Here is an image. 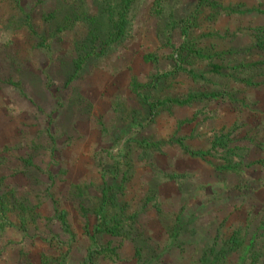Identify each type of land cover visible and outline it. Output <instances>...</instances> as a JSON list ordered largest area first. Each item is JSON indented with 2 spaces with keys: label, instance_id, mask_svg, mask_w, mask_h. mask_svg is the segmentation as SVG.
I'll return each instance as SVG.
<instances>
[{
  "label": "rangeland",
  "instance_id": "rangeland-1",
  "mask_svg": "<svg viewBox=\"0 0 264 264\" xmlns=\"http://www.w3.org/2000/svg\"><path fill=\"white\" fill-rule=\"evenodd\" d=\"M212 1L238 12L213 21L206 10L195 36L198 46L223 53L222 63L237 66L228 70L233 75L208 74L195 81L183 72L151 87L154 72L171 65L157 35L161 23L151 10L155 0L137 6L128 39L90 60L74 79L75 42L85 28L51 35L45 16L58 0H0V197L7 204V218L0 216V264H41L42 255L54 259L59 251L50 238L71 243L67 264H81L92 245L97 200L89 198L100 196V172L109 168V152L124 147L117 140L140 126L137 138L158 143L161 150L142 160L139 150L118 168L133 171L125 198L134 196L139 232L146 240L99 237L117 253L101 264H139L149 255L146 246L161 257L160 264H200L209 244L221 245L236 230L251 238L264 223V167L251 165L242 174L220 177L215 160L193 158L179 147L180 142L205 147L216 134H226L245 148L240 151L245 164L264 159V53L254 49L264 28V0ZM198 4L171 0L168 7L180 22ZM42 35H51L44 47ZM155 51L164 54L158 66L144 59ZM197 62L185 68L199 72L207 61ZM210 93L219 98L170 107L155 117L141 101L143 95L155 100ZM155 172L189 179L184 189L162 184L161 214L138 205L157 182ZM51 197L65 210L69 232L58 224ZM25 208L32 219L22 217ZM178 214L183 227L175 240Z\"/></svg>",
  "mask_w": 264,
  "mask_h": 264
},
{
  "label": "trees",
  "instance_id": "trees-1",
  "mask_svg": "<svg viewBox=\"0 0 264 264\" xmlns=\"http://www.w3.org/2000/svg\"><path fill=\"white\" fill-rule=\"evenodd\" d=\"M141 1L143 0H92L91 3H88L87 0H58L55 10L45 16V20L50 26L51 35L57 36L67 31H74L75 26L78 25L86 30L83 38L75 42L76 58L74 62L76 61V64L71 79H74L90 60L105 55L110 49L122 44L132 35L137 6L141 4ZM170 2L171 0H155L153 9H151L161 23L157 28V35L162 41V47L169 51L167 57L171 65L163 70L155 71L150 86H155V81L158 79L175 77L183 72L189 74L195 81L203 80L208 74L220 77L233 75L228 74V70H235L237 66L232 67L231 64L222 63L223 53L214 52L209 47L198 46L195 29L199 27L201 16L206 10H211L208 18L215 21L221 14L232 15L237 13L238 8L231 5L225 6L212 0H199L196 10L179 22L168 7ZM259 30H261L258 33L259 40L255 42L254 49L264 53V28ZM51 35L39 37L41 38V47H44L43 43H46V39ZM48 48L50 49V47ZM160 54L163 53L159 51L150 52L144 55V59L146 62L158 66L162 57ZM197 61H207L203 70L196 72L195 68L189 70L185 68L196 67ZM261 63L264 64V61ZM246 67L248 66L246 65ZM206 98L215 100L219 98V95L216 93L201 94V96L191 94L183 99L164 98L155 100L143 95L141 101L148 107L149 113L155 117L170 107L182 108ZM142 127L134 128L130 134L119 138L117 142L120 144L124 141V147L113 148L107 156L109 168L104 167L100 172V196L89 198L91 202L97 200L92 207L95 221L91 224L90 240L92 245L81 264H101L103 259H115L117 253L114 245L109 242L103 244L99 237H122L134 240L142 238L146 240L139 232L140 227L137 219L139 215L133 209L134 199L132 198L134 196L125 198L127 189L125 185L133 177V171L122 172L118 168L120 164L128 165L131 162L128 157L138 153L139 150L140 160L151 159L154 152L161 150L158 143L137 138L136 134ZM179 147L193 158L215 160L214 170L220 177L225 174H242L251 165L264 167V159L245 164L243 161L244 152H240L245 148H240L239 145H236V140L234 141L226 134H216L211 144L205 147L190 148L183 142L179 143ZM111 166L114 168L112 169ZM155 174L157 182L154 186H150L138 205L142 209L151 207L161 214L159 190L162 184L172 182L177 184L179 189H184L189 179L185 175L170 172H155ZM252 189L255 190L256 187ZM52 203L58 224L66 232H69L65 210L61 209L58 201L55 202L53 198ZM24 212L27 214L22 217L32 219L33 213L30 208H25ZM0 216L7 218V204L1 197ZM23 219L21 223L26 229V222ZM181 221L182 216L178 214L172 229L175 240L182 231ZM49 243H55L59 254L54 259L42 255L41 264H67L68 256L72 251V244H62L59 240L53 241L51 238ZM146 249L149 250V255L145 256V259L139 258L138 263L160 264L161 257L155 254L151 248L146 246ZM199 262L200 264H264V223L258 226L251 238H247L245 233L236 230L227 240L221 241V245L218 241H214L202 252Z\"/></svg>",
  "mask_w": 264,
  "mask_h": 264
}]
</instances>
